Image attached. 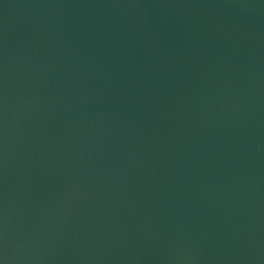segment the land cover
Instances as JSON below:
<instances>
[{"label":"water","instance_id":"water-1","mask_svg":"<svg viewBox=\"0 0 264 264\" xmlns=\"http://www.w3.org/2000/svg\"><path fill=\"white\" fill-rule=\"evenodd\" d=\"M0 264H264V0H0Z\"/></svg>","mask_w":264,"mask_h":264}]
</instances>
